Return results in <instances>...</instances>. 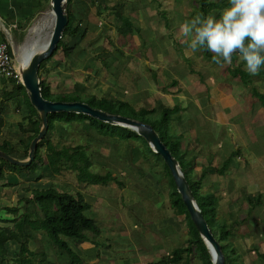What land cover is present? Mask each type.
I'll use <instances>...</instances> for the list:
<instances>
[{
    "label": "rangeland",
    "instance_id": "374dc122",
    "mask_svg": "<svg viewBox=\"0 0 264 264\" xmlns=\"http://www.w3.org/2000/svg\"><path fill=\"white\" fill-rule=\"evenodd\" d=\"M113 1L110 2V5L114 4ZM213 1L219 2V5L220 3L223 5L232 3L235 11L231 12L229 16L231 19L234 16H239L238 21L247 22L249 18H252L255 25L251 26L250 30L256 35V45L259 44L261 51L264 52V0L253 1L254 6L252 5L253 2L251 1L252 3L249 4L248 0ZM141 2L149 9L153 7L157 11H160L158 9V4L160 3L165 16H168L166 20L167 26H171L175 20L183 19V14L185 15L184 18H187L188 15L197 14L195 12L197 0H141ZM247 3L249 5L245 6ZM63 6L65 7V3ZM113 9L101 12L102 15L99 16L98 23L83 22L81 26L85 29L83 39H72L68 36L61 38L63 44L69 42L73 44L71 46L72 52L64 56L61 50H58L45 62V65L50 67V70H48L47 66H43L40 70L42 81H48L52 87V91L59 94H50V99H70L72 95L69 93L80 96L90 94L98 97V99L116 98L121 101H128L133 106L129 105L128 107L134 111L139 108L153 109V115H139L137 120L140 122L149 121L152 118H155L156 121L160 120V127L167 129V133L171 135L172 141L174 140L178 143L177 149L171 147L176 158L175 160L181 164L182 172L185 173V176L191 179L198 178L199 167L194 165L197 169L190 171V156H198V160L207 163L210 159H213V151H216L220 159L218 160L214 157L213 163L220 167L222 160L229 155V151L237 148L234 145L235 135L239 137L242 143V146H238V148L244 159L248 154L257 153V155H260L264 152V108L259 104L256 97L251 94L252 88L257 93H264L263 56L252 57L253 60L251 58L246 59V61L238 60L236 46L240 39V34H236V31L230 32L231 26L224 29L222 25L226 19L225 15L221 16L215 8L212 9L209 17L210 26H208V22H205L203 15L197 14L202 20L200 33L204 29L208 30L207 28L212 27L211 31H214L213 36L218 37L222 35L224 37V45L228 47V52H226L227 50L224 51V57H221V54L224 52L218 51V53L214 54V56L216 55V59L210 58L205 54V49L201 48V44V47L193 45L198 51L191 50L190 57L185 58L183 52L180 53L177 50V46L173 41L170 44L165 35L160 40L162 42L161 47L156 48L152 54L155 60H148L143 56V50L146 47L139 41L140 33L135 34L137 39H133L139 43L138 47L137 43L132 41L130 34L125 37H121L118 34ZM82 19L85 20L84 14L82 15ZM40 20L44 21L41 22ZM144 20L145 18H143ZM226 23L230 24L229 20L226 19ZM241 23H239L240 27ZM33 25L35 27L32 33H30ZM230 25H233L232 22ZM51 28H53V14L50 11L49 4H47L36 15L33 23L26 29H23V31H20V34L24 32L26 34L21 42L14 43L10 40L8 34H5V40L9 43L14 58L18 62L17 68L20 67L23 61L21 55L29 56L39 48L46 47L51 34ZM140 30L144 29L140 28ZM148 31L146 29L147 34ZM238 31L242 32L241 29ZM37 40L40 44L37 43ZM149 45L147 44L146 46ZM173 51L176 56H172ZM229 53H233V55ZM148 56L151 58L150 54ZM145 61L152 66H159V70L161 71L162 69L161 73L163 70H166L167 72L169 71V74L175 75L179 82V85L176 86L178 90L176 92L175 90L158 91L161 89V86L168 82L166 79H170V76L165 78L166 75H163V73L166 74L165 72L162 75L158 72L156 73L157 75L151 77L144 68L143 63ZM50 62L52 64L48 65ZM237 66L251 73L248 82L242 83L237 76L232 77L229 74V71ZM257 66L259 68H256ZM0 85V90H5L6 85L4 82L0 81ZM12 85L13 83L8 85L6 91L11 89ZM222 88L227 89L223 91L221 98ZM20 92L23 94L22 90ZM212 93H215V95H211ZM218 95L219 97H217ZM178 96L180 97L179 102L176 101ZM201 96L211 98V100L215 99L219 101L220 99L221 102L220 104L218 102L216 104H203L202 101L198 100ZM0 99L2 98L0 97ZM111 101L116 104L115 101ZM161 104L165 107L177 106L179 109L176 113L171 114L170 117L167 116V123H163L160 117H158ZM5 106L8 109L5 108L4 112L8 111L7 113L9 114L13 110L12 113L18 117L17 111L15 112L17 100H7ZM181 106L183 109L185 108V112L180 114L182 110ZM130 108L126 110L129 111ZM176 115L184 117L186 122H182V124L178 123V121L173 119ZM226 115H232L237 119H244V134L242 133V129L238 131L235 128V133L230 124L225 125L221 123ZM188 118L190 122H187ZM93 122L96 126H99L102 121L97 120ZM60 123L55 122V127ZM236 124L240 127V123ZM60 125L62 128H52L51 130H47L45 134V137L47 138L48 136L56 149L75 145L83 146L84 152L90 162L89 170L98 175L109 173L110 177L113 178L108 179L105 184H89L85 183V181H78L76 179V171L70 168L62 167L57 173H51L44 167L43 162H45L46 151L44 146H41L29 169L21 167L18 172H14L17 178L15 185L6 184V177L12 174L8 175L6 167L3 168V176L0 177L1 227L11 228L12 222H9V219L16 218L24 211L40 218L41 211L39 206L33 201L34 191L43 190L47 185H53V189L57 191H67L71 194L79 192L82 195L83 200L88 205V209L84 211V215L95 220V224L99 228V234L96 236L90 232L85 233L87 238L93 237L91 241L95 243L97 252L100 250V246L105 248L109 245V242L104 240L106 237H112L113 243L109 245V249L112 250L117 249L118 245L123 243L122 240H125V236L122 234V226L117 224L118 221L113 216L114 213H117L116 209L121 208L118 213H121V216H125L129 223L132 224V219L124 211L133 208L138 213L143 214L144 210L142 209L145 208L148 202H151L153 205L155 204L157 211L154 210L153 212H157L158 216H162L161 218L159 217L158 221L164 219L165 214L174 215L173 225L169 226H173L176 240L170 244H166L169 247L165 248V252L169 253L172 246L173 249L186 246V241L190 237L187 219L184 215L176 217L175 215L177 214L173 208H166L169 202L167 192L174 188L170 184V176L163 165L162 159H157L155 154H151L147 150L146 147H149V145L146 141L135 137L133 133H130V138L128 139H118V137L102 135V138H100L101 136L98 134L93 136L92 128L88 126L86 121H72L69 124L62 123ZM105 127L108 129L107 125ZM2 128L4 131H1V133L4 132L7 137L11 134L10 140L14 146H17L18 150L14 148L15 157L18 160L27 159V153L22 148L23 144L20 148L21 143L19 144L17 141L20 137L24 138V136L20 134L16 125L14 127L4 125ZM113 128L120 133L124 132V127L120 125H114ZM62 129L65 131L61 132ZM14 131H16V134H14ZM175 131L181 132V136L177 135ZM157 132L159 133V131ZM119 140L121 141L119 142ZM110 147L116 150L111 151ZM8 155L12 156V154ZM196 164L198 165L199 163L196 162ZM258 165L260 166L259 159L258 162L253 164V170L248 169V172H251V174L255 172L253 175L255 177L251 179V181H255V184L252 186L248 185V187L243 188L239 192L236 189L238 187L236 184L234 185L236 187H230V189L225 187L226 177L223 178L218 175L215 181L212 182L201 180L200 192L213 191L212 194L214 197L216 196L215 224L221 225L223 223L225 226H228L229 236L224 242L231 243V246L238 255L232 261V264H264V257L258 256L260 253L264 254V172L256 168ZM249 166L247 164V167ZM35 175L38 178H35ZM256 175L262 178H258ZM140 176L141 190L135 191L132 186L134 181ZM144 180L145 182H149L145 184ZM249 190H251L252 194L250 195L252 198L251 202L247 199L242 200V196L248 195ZM241 192L242 194H240ZM226 194H229V198L223 199L227 197ZM256 194L260 196H256ZM107 202L110 204L109 210L112 207L111 210L114 211L110 217L109 214H106ZM250 203L251 207L247 209ZM152 204L149 203L150 208ZM4 207L15 208L16 212L14 214L7 212ZM65 240H67L69 248L73 249L75 253L81 257L84 255L82 254L84 253L82 250L79 252L77 242L70 238H66ZM19 241L23 240L20 239ZM75 243H77V246ZM114 243H117V247H113ZM218 245L220 247V243ZM4 246L6 252L3 260H0V264H16L14 257L17 252L18 242L8 240ZM25 246L32 253L29 264H72L71 261L73 260L72 256L74 253L66 250L58 251L42 231H33L30 238L26 240ZM194 253L195 251L192 249L191 253L184 256V258L187 256L188 264H200ZM170 254H167L169 256H163V258H169ZM51 257L52 260H50ZM174 264H181V262Z\"/></svg>",
    "mask_w": 264,
    "mask_h": 264
},
{
    "label": "trees",
    "instance_id": "16d2710c",
    "mask_svg": "<svg viewBox=\"0 0 264 264\" xmlns=\"http://www.w3.org/2000/svg\"><path fill=\"white\" fill-rule=\"evenodd\" d=\"M70 0H66L64 11L67 15V23L63 28L61 38L64 36L74 37L78 31V27L73 25V16L68 10ZM103 0H90L92 5H102ZM219 7V2L213 0H197V6L195 7L197 10V14L201 13L204 18L211 9ZM114 8V9H113ZM114 11V21L116 23V29L118 33L125 36L127 33H130L132 29V24L128 20V17L123 14L122 12V4L116 3L111 7V10ZM246 25H241L242 31L245 35V40L240 45L239 49L242 50L241 55L242 57H253L260 53V48L256 46V35L253 34L247 26H254V20L249 18L246 22ZM205 24V23H204ZM208 30H203L201 34V44L202 48L205 50V54L209 57L213 55L208 52V37L207 35L211 31V28H207ZM253 34V35H252ZM85 35V30L80 34V38H83ZM61 38L57 42L56 48L52 51V53L45 58L44 60L40 61L38 65V86L39 92L44 99L47 100H58V101H82L89 106L100 109L106 113L110 114H118L121 116H125L128 118H132L137 120L139 115L149 116L153 115V109H144L139 108L138 110L134 111L126 102L121 100H113L116 104L112 103L110 99L99 98L97 99L93 95H86L80 96L78 94L69 93L72 95L70 99H50L49 95V88L44 85V81L40 78V70L58 50H61L64 56H67L69 53L72 52V47H69L61 42ZM238 47H236V50ZM264 66V61L262 62ZM229 74L232 77H238L242 83H246L250 80L249 72L241 69L240 67L232 68L229 71ZM22 90L23 94L20 92ZM251 94L256 97L259 104L264 108V93H257L253 88L251 89ZM56 95V94H55ZM19 96H23L24 102L28 107L31 109V113H29L26 118L24 119L23 124H18L17 128L19 132L29 134L25 143H23V150L27 153L28 145L30 140L37 134L40 128V119L37 111L29 104L27 96L25 94V90L20 83H16L12 85V88L9 91L0 90V113L4 111L5 103L7 100H17ZM127 106V108H126ZM130 110H126L129 109ZM178 111L177 106L172 107H164L161 108L158 117L163 121V123H167V116H171V114L176 113ZM35 114V115H34ZM63 115V116H61ZM157 115V114H156ZM90 116L81 114V113H72V112H51L47 113V130H51L53 127L54 122H61L69 124L72 121H86L90 128H93L99 135L109 136V137H118V139H128L130 138V133H133L135 137H140L137 135L133 130L124 127V132L120 133L116 131L111 124L101 122V125L96 126L93 121H97V119L90 117ZM139 121V120H138ZM149 124L154 132L158 135L161 142L165 145V147L169 150L171 156L174 157L173 149L174 147L177 149L178 143L176 141H172L171 135L167 133V129L160 127V120L156 121L155 118H152L149 121H143V123ZM103 124V126H102ZM107 125L108 129L105 127ZM105 127V128H104ZM46 130V132H47ZM159 131V133L157 132ZM46 134V133H45ZM44 136L36 143L34 148V157L30 161L28 165L19 166L16 164H11L5 161L4 159L0 158V177L3 176V168L6 167L8 170V175L6 177V184L8 185H15L17 183V178L14 172H18L21 167H25V169H29L32 166L33 160L35 158L38 149L41 146H44L46 151L45 155V164L44 167L51 173H57L62 167L63 168H70L76 171V179L78 181H85V183H105L108 179H112L109 173H105L104 175H98L92 173L90 168V162L88 157L86 156L83 146L75 145L70 147H61L56 149V147L51 143L48 136L47 138ZM143 139V138H142ZM171 145V146H170ZM147 146V144H146ZM147 150L151 154H155L157 159H161V157L157 154L152 152L150 147H146ZM0 150L6 154H11L13 152V148H10L6 145V143H2L0 145ZM236 151H233L235 153ZM184 155V153H183ZM182 156V155H181ZM39 158V157H38ZM225 159V158H224ZM227 159L228 157L222 161L220 167H211L203 169L197 179H191L185 176V173L182 172L181 164L176 160L179 170L181 171L184 179L186 180L191 196L200 210L210 232L212 233L215 240L220 243V250L222 252L224 258V264H232L235 258H237V253L235 249L231 246V243L224 242L226 238L229 236V229L228 226L221 223V225H216L215 219V207H216V196L210 192L201 193V176L207 170L222 174L227 168ZM163 164V163H162ZM170 176V184L174 188L173 190L168 191V200L169 205L174 209L176 214H183L184 217L187 219L188 229L190 237L186 241V246L184 247H177L171 251L170 257L167 259H160V263L163 261H168V263L174 264L179 263L181 264H188L187 256L184 258L185 255L191 253L192 249L195 251V255L198 258L200 264H211L210 256L207 251V248L204 245V242L199 235L198 231L196 230L193 222L191 221L189 214L180 198L179 193L176 191L175 184L173 178L165 164H163ZM12 172V173H9ZM8 181V182H7ZM33 201L38 204L39 209L41 211V217L38 218L35 215H30L25 211L19 214L16 218L9 219V222H12L11 228L8 227H1L0 226V260H3L4 254L6 252L5 249V242L8 240H14L16 243L18 242L17 252L15 253L14 259L16 260V264H29L30 263V255L32 254L31 251L27 249L25 246V242L28 238H30L33 231H42L43 234L51 241V244L58 249V251L66 250L70 251L68 246L67 239H71L76 242H82L86 240V232L92 233L96 236L99 233V228L96 226L95 221L92 218H89L84 215V211L88 209L87 203L83 200L82 195L78 192L71 194L67 191H57L51 187H48L43 190H35L33 194ZM5 211L12 212L13 214L16 212L15 208L4 207ZM1 221V219H0ZM31 233V234H30ZM22 239L23 241H19ZM222 242V243H221ZM224 242V243H223ZM192 246V247H191ZM254 249V248H253ZM73 253V252H71ZM259 257L263 258L264 254H258ZM72 259H77V256L74 254ZM155 264V263H154ZM159 264V263H156Z\"/></svg>",
    "mask_w": 264,
    "mask_h": 264
},
{
    "label": "crops",
    "instance_id": "0c3cea01",
    "mask_svg": "<svg viewBox=\"0 0 264 264\" xmlns=\"http://www.w3.org/2000/svg\"><path fill=\"white\" fill-rule=\"evenodd\" d=\"M103 1H104L103 2L104 6H102L101 4L100 5H98V4L92 5L90 3V0H70L68 10L71 13V15L73 16V25L78 27V31L76 33V36L71 37L72 39H75V38H78V40L80 39V37H79L80 34L85 30L84 27H81L83 22H88V23H92V24L98 23L99 16L102 15L101 12H103L105 10H111V7L113 5H115L116 3H119V4H122L123 14L128 17V20L132 24V29H131L132 31H130V33H127L126 35L130 34L132 41L134 43H137V47H138L139 43L135 42L133 39H137V36L135 34L140 33L139 41L141 44H144L146 47L145 50H143L144 51L143 56L145 58H147L148 60H150V59L155 60L154 55L152 56V54L154 53L156 48L161 47L160 45L162 42H160V40H162L164 38L163 36H165V35L167 36L168 40L170 41V44L173 41L177 46L176 47L177 50L180 51V53L183 52V55L185 58L190 57V51L191 50H193V49L197 50L196 48H194L193 45H195L196 47H198V46L201 47L202 38H201V34H200V31H201L200 30V24L202 25V20H201L200 16H198L197 14L196 15L195 14L188 15L187 18H184L185 15L183 14V11H182L183 19L175 20V21H173V24L171 26H167L166 20H167L168 16H165V12H163L162 8L160 7L161 6L160 3L158 4V9L160 11H157L153 7H151L150 9L148 7H146L144 4H142L141 0H115V1L103 0ZM112 1L114 4L110 5L111 4L110 2H112ZM251 1L252 2L253 1L258 2V0H248V3L251 4L252 3ZM254 2L252 4L253 6H254ZM248 3L245 4V6L249 5ZM47 4H49V0H0V42H6L7 44H9L5 40V34H8V36L12 42H14V43L21 42V40L25 37L26 34H25V32L20 34V31H23V29H26L31 23H33L36 15L38 13H40ZM236 7H237V4H236ZM215 9L221 16L225 15L226 19L229 20L230 24H231V22L233 24V25H230V24L226 23V19H225L224 23L222 25V26H224V29H225V27L231 26L230 32L236 31V34H238V35L240 34V39L237 42V46H236V47H238V49L236 50L238 60L246 61V59H249V58L252 59V57H249V56L246 58L242 57L241 56L242 50L239 49L240 45H242V42H244V40H245V35H244L242 28L240 27L239 23L242 22L241 25H246L247 24L246 21H240V20L238 21L239 16H236V17L234 16V17H232V19L229 18V16L231 15V12L235 11V7L232 6V3L231 4H224V5L220 3L219 7H215ZM73 10H74V13H73ZM195 12H197V10H195ZM83 14H84L85 20L82 19ZM210 14H211V12H208V14H206L205 18H204L205 22H208L207 23L208 26H210L209 25ZM143 18H145L144 21H143ZM74 20H75V22H74ZM143 23H144V25H143ZM247 27L251 28V26H247ZM140 28H142L144 30H140ZM146 29L149 30L148 34L146 33ZM239 29H241V31H242L241 33L238 31ZM175 32H176V34H175ZM213 32H214L213 30L211 32H209L207 37H208V52L214 56V54L218 53V51H223V52L226 51L228 49V47L226 45H224V37H222V35L218 36V37L213 36ZM118 34H120V33H118ZM120 36L123 37L122 34H120ZM68 37H70V36H68ZM83 38H81V39H83ZM176 38H178V39H176ZM64 44L69 46V47H71L73 45L70 42L64 43ZM147 44H150V45L146 46ZM256 46L258 48H260L259 44ZM226 52H228V50ZM148 54L151 55V58L148 56ZM229 54L233 55V53H229ZM221 55H222L221 57H224L225 52ZM12 56L14 58L13 53H12ZM172 56H176L174 54V51H173ZM213 56L210 58L216 59V55L214 57ZM258 56H261V57L263 56L262 59L264 61V52L260 51V53L258 55L253 56V57H258ZM14 60H15V58H14ZM51 64H52V62H50L48 65H51ZM143 64H144V68L148 71V74H150L151 77L157 75L156 73H158V72L161 73V71H162V69H161V71L159 70V66H157V67L152 66L147 61H145V63H143ZM250 64L252 65V63H250ZM255 65H257V64H255ZM44 66H47V65H44ZM256 68H259V66H257ZM48 70H50V67H48ZM163 72H165L166 74H164ZM163 72H162L163 75H166L165 78L170 76V79H166L168 81L167 82L168 85H166L167 83L164 84L163 86L160 87L161 89H159L158 91H160V90H162V91H164V90H169V91L175 90V92H176L178 90L176 86L179 85V82L177 81L175 75L169 74V71L167 72L166 70H163ZM162 73H161V75H162ZM40 78L42 80L41 76H40ZM0 81L4 82V84L6 85V88L8 85L13 83V82H11L7 79H4V78H0ZM44 85H46L49 88V92L51 94H56L52 91V87L50 86L48 81H45ZM0 87H1V85H0ZM6 88H5V90H6ZM224 88L221 89V98L223 95L222 94L223 91H225L227 89V88L226 89H224ZM9 90L10 89H8V91ZM56 95H59V94H56ZM60 95H63V94H60ZM211 95H215V93H212ZM162 96H164V95L162 94ZM173 96H176V95H173ZM94 97H96V96H94ZM217 97H219V95ZM96 98L98 99V97H96ZM164 98H166V97H164ZM179 98L180 97L178 96L176 101L179 102L180 101ZM110 100H119V99L111 98ZM198 100L202 101L203 104H206V103L207 104H211V103L216 104L217 102L220 104V102H221L220 99H219V101L215 100V99L211 100V98L203 97V96H201ZM122 101L126 102L128 105L133 107L132 104L128 103V101H124V100H122ZM170 104H171V102H170ZM162 106L163 105L161 104L160 108L165 107V106H163V107ZM16 107L17 108H16L15 112L17 111L18 117H16V115H14V113H12L13 110H11L9 114L7 113L8 111L4 112L5 111L4 110L3 114L0 115V134H1L0 145L2 143H4V144L6 143V145L8 147L13 148V152L11 154L14 158H16L14 155V151L18 150L17 146H14L12 144V141L10 140L11 134L7 137L4 132L1 133V131H4V129L2 127L4 125H6L8 127H14V125H16V128H17V125L23 124L26 116L29 113H31V109L24 102L23 96L18 97ZM166 107H168V106H166ZM5 108H6V106H5ZM6 109H8V108H6ZM181 109L182 110L180 111V114L182 112H185V108L183 109V107L181 106ZM178 111H179V109H178ZM173 119L178 121V123H180V124H182V122H186V119L184 117H181V115L180 116L176 115ZM187 122H190L189 118L187 119ZM221 123H224L225 125L230 124V127H232V129L234 130L233 132H235V133H236V129H238V131L240 129H242V133L244 134L245 121L243 118L237 119L236 117H233L232 115H226L224 117V120H222ZM236 123H240V127L237 126ZM60 124H58V126L55 127V122H54L52 128H59V127H61ZM183 124H185V123H183ZM188 124H190V123H188ZM63 130L64 129H62L61 132H63ZM91 131L93 132L92 133L93 136H96L98 134L93 128ZM175 132L177 135L181 136L180 135L181 132H178V131H175ZM14 134H16V131H14ZM20 134H22V136H24V138L20 137L17 140L19 144L21 143V146H20V148H21L22 144L25 143V140L29 134L21 133V132H20ZM102 136L100 138H102ZM234 138H235L234 139L235 140L234 145L237 146V148L229 151V155L227 156L228 157L227 168L224 171V173L217 174V173H214V172L207 170L206 172H204L202 174L201 180H203L204 182L205 181L206 182H212V181H215V178L218 175L223 177V178L226 177L225 187L227 189L228 188L230 189V187H236V186H234L236 184L238 186V187H236V189H238V192H239L243 188L248 187V185L252 186L255 184V181H251V179H253V177H255V176H253L255 174V172L253 174H251V172H248V169L250 168L251 170H253V164L258 162V159L260 162V166L258 165L256 168L261 169L264 172V155H263L264 152L260 155H257V153L248 154L246 156V158L244 159L241 156V152L238 148V146H242V143H241V141L237 135H235ZM112 141H114V140L112 139ZM120 141L121 140H119V142ZM14 148H15V150H14ZM110 150L115 151L116 149H113L112 147H110ZM110 150H105V151H110ZM233 151H236V152L233 153ZM214 157H216L218 160L220 159L217 152L213 151V159H210L209 162L204 163V162H201L200 160H198V156H195V155L190 156V159H191L190 171L192 169H194V170L197 169V167H194V165L199 167V169H198L199 173L203 169H206V168L209 169L211 167L212 168L218 167L215 163H213ZM202 158H203V156H202ZM16 159H18V158H16ZM225 159H223V160H225ZM196 162H198L199 164L197 165ZM45 163L46 162H43V164H45ZM247 164H249L250 166L247 167ZM256 177L262 178V177H259L257 175H256ZM35 178H38V177L35 175ZM140 179H141V176L136 181H134V184L132 186L133 190H135V191L141 190V180ZM201 180H200V182H201ZM230 181H232V182L230 183ZM148 182L149 181L145 182V180H144L145 184H147ZM152 182H153V180H152ZM105 183H103V184H105ZM89 184H91V183H89ZM52 186L47 185V187H45L44 189H46L48 187L53 188ZM259 186H261V184H259ZM249 191L250 192L247 193L248 195L242 196V200L247 199V200H249V202H251L252 198L250 195H252V194H251V190H249ZM208 192L213 193V191H208ZM240 194H242V192ZM167 195H168V192H167ZM226 196L227 197H225V198H223L221 196V198H223V199L229 198V194H226ZM256 196H260V195L256 194ZM237 198L239 199V197H237ZM99 200H102V199H99ZM216 202H217V200H216ZM149 203L152 204L151 202H148L146 204L145 208L142 209V210H144L143 214L138 213L133 208L127 209L126 211H124L126 213V215H128L130 217V219H132V224H130L128 219L125 218V216H121L122 214L118 213V211L121 208L116 209L117 213L113 214L114 211L111 210L112 207L109 210L110 204L107 202L106 203V206H107L106 207L107 208L106 214H109V217L111 214H113V216H115V219L118 221L117 224L122 226V229H123L122 234H124L125 240H122L123 243H120L118 245L117 249L112 250V249H109V245L113 243L112 237L111 236L106 237L104 240H107L109 242V245L106 246L105 248L100 246V250L97 252V247H96L95 243L93 241H91V240H93V237H88V238L86 237L85 241L77 242L78 246H77V243H75V245L78 247L79 252L81 250H82V252H84V253H82V254H84V255H82V257L80 255H78L77 253H75V251L73 249H70L71 252H73L77 256V259H73L71 261L72 264H154V263H159L160 259H164L163 256L171 253V251L173 250V246H172L170 248L169 253H167V251L165 252V248L169 247L166 244H170L171 242H174L176 240L175 239V231L173 230V226H169L173 223L174 215L171 216V215L165 214L164 219H161L160 221H158V219H160L162 216H158L157 212L156 213L153 212L154 210L157 211V207L155 204L154 205L152 204V206L150 208ZM168 205H169V202H168ZM168 205L166 206V208H172L170 205L169 206ZM161 206L163 207V209H165V207L163 205H161ZM252 206H253V204H252ZM250 207H251V203L248 206V208L247 207L246 208L249 209ZM175 216L179 217V216H181V214H177ZM97 219H98V216H97ZM116 241L119 242L118 240H116ZM116 244L117 243H114L113 247H117ZM167 256H169V255H167ZM50 260H52V257L50 258ZM53 260H54V258H53ZM165 262H168V261L165 260L159 264H167Z\"/></svg>",
    "mask_w": 264,
    "mask_h": 264
},
{
    "label": "water",
    "instance_id": "95a60500",
    "mask_svg": "<svg viewBox=\"0 0 264 264\" xmlns=\"http://www.w3.org/2000/svg\"><path fill=\"white\" fill-rule=\"evenodd\" d=\"M65 2L66 0H49L50 11L53 14V28L47 45L42 51L32 55L26 67L20 71L21 85L25 90L29 104L39 115L40 128L37 134L29 142L27 159L18 160L1 150L0 158L11 164L19 166L28 165L34 157V148L36 143L46 133L47 113L51 112L81 113L111 125H120L122 127L129 128L142 137L143 140L147 142L152 152L157 153L161 157L163 163L167 166L173 178L176 191L179 193L191 221L207 248L211 264H224V258L218 242L213 237L202 214L200 213V210L196 206L191 196L188 184L179 170L176 160L171 156L169 150L161 142L158 135L149 124L118 114L106 113L100 109L93 108L82 101H51L44 99L41 96L38 86V65L40 61L44 60L52 53V51L56 48L57 42L61 38L63 28L67 23V15L63 6ZM212 251L214 252V255H212Z\"/></svg>",
    "mask_w": 264,
    "mask_h": 264
},
{
    "label": "built area",
    "instance_id": "2783aa9c",
    "mask_svg": "<svg viewBox=\"0 0 264 264\" xmlns=\"http://www.w3.org/2000/svg\"><path fill=\"white\" fill-rule=\"evenodd\" d=\"M16 65L18 66V62L13 58L9 44L0 42V78L21 84L20 72Z\"/></svg>",
    "mask_w": 264,
    "mask_h": 264
},
{
    "label": "bare ground",
    "instance_id": "6f19581e",
    "mask_svg": "<svg viewBox=\"0 0 264 264\" xmlns=\"http://www.w3.org/2000/svg\"><path fill=\"white\" fill-rule=\"evenodd\" d=\"M47 19V18H46ZM45 19V20H46ZM44 21V20H43ZM43 21H41V22H43ZM48 22V21H47ZM34 26V25H33ZM32 26V27H33ZM46 26V25H45ZM52 26V25H51ZM31 27V32L30 33H32V30H33V28L35 27H33L32 28ZM37 28H38V26H36ZM52 29V28H51ZM37 30V29H36ZM42 30V29H41ZM39 32V31H38ZM33 33H34V31H33ZM29 35V34H28ZM35 35V34H34ZM38 35V34H37ZM48 37H49V35H48ZM32 38V37H31ZM45 39V38H44ZM47 39V38H46ZM30 40V39H29ZM32 41V40H31ZM38 41V40H37ZM47 42V41H46ZM31 43V42H30ZM38 44H40L39 43V41L37 42ZM26 45V44H25ZM30 45V44H29ZM46 45V44H45ZM44 46V45H43ZM36 49V48H35ZM44 48H39L36 52H33L31 55H29V56H24V55H21V58H22V63L20 64V67L18 68V71L20 72L22 69H24L25 67H26V65H27V63H28V61H29V59L31 58V56L32 55H34V54H37V53H39L40 51H42ZM30 50V49H29ZM28 53H30V52H28ZM212 255H214V252L212 251Z\"/></svg>",
    "mask_w": 264,
    "mask_h": 264
}]
</instances>
